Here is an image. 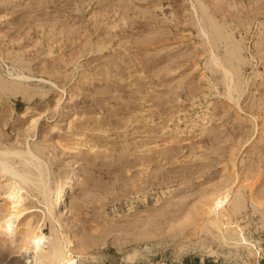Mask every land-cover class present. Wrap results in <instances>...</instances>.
Listing matches in <instances>:
<instances>
[{
    "label": "rangeland",
    "instance_id": "rangeland-1",
    "mask_svg": "<svg viewBox=\"0 0 264 264\" xmlns=\"http://www.w3.org/2000/svg\"><path fill=\"white\" fill-rule=\"evenodd\" d=\"M261 236L264 0H0V264L51 239L53 264H242Z\"/></svg>",
    "mask_w": 264,
    "mask_h": 264
},
{
    "label": "bare ground",
    "instance_id": "bare-ground-1",
    "mask_svg": "<svg viewBox=\"0 0 264 264\" xmlns=\"http://www.w3.org/2000/svg\"><path fill=\"white\" fill-rule=\"evenodd\" d=\"M6 171H7V169H5ZM8 170H10V169H8ZM11 172V171H10ZM7 173V172H6ZM12 174V173H11ZM43 183V182H42ZM74 183H66V184H62V185H60L55 191H54V193L53 194H49V199H48V197H47V201L49 200L50 202H49V204H50V208L49 209H47V211H48V214L50 215L49 217L52 219L51 220V224L53 225V223H52V221H55V217L53 216V210L54 209H58L59 211H62V208H63V206L65 205V201H64V197L67 195V194H69L70 192H72V190H74V185H73ZM42 186V185H41ZM47 186V185H46ZM46 186L44 185V183H43V187H42V191H44L45 189H46ZM48 187V186H47ZM47 190V189H46ZM42 193V192H41ZM52 197L54 198L53 200H51L52 199ZM45 198V197H44ZM240 199V198H239ZM238 198H236V196H235V199H234V205H237L238 204V200H239ZM242 201V200H241ZM240 202V201H239ZM240 204V203H239ZM64 215V212H61L60 213V215H59V217H56L57 218V220L59 219V218H61L62 216ZM58 222V221H57ZM52 228H53V226H52ZM54 230H56V228L54 227L53 228ZM53 230V231H54ZM52 231V232H53ZM57 231V230H56ZM56 231H55V233H56ZM54 233V234H55ZM52 236H53V234H51ZM56 235H57V233H56ZM51 236V238H53ZM58 237V236H57ZM54 239L56 240L57 238H56V236L54 237ZM54 239H51V240H53V241H51V248H50V250H48V251H51L52 252V259L51 260H49V258H48V260L49 261H52V264L54 263V261H56L57 262V260H58V254H59V249H58V245H57V243H56V241L54 240ZM58 241H59V239H58ZM53 242V243H52ZM47 254H50V253H47ZM50 256V255H49ZM51 257V256H50ZM54 260V261H53ZM58 263V262H57Z\"/></svg>",
    "mask_w": 264,
    "mask_h": 264
},
{
    "label": "built area",
    "instance_id": "built-area-1",
    "mask_svg": "<svg viewBox=\"0 0 264 264\" xmlns=\"http://www.w3.org/2000/svg\"><path fill=\"white\" fill-rule=\"evenodd\" d=\"M251 246H252L253 255L252 257H248V259H246V262H242V264H250V261H252V264H264V236H261L257 240L252 241ZM125 264H129V263H125ZM131 264H183V263H179L178 261L163 257H150L149 259ZM193 264H241V263L234 262L232 259H228L224 261H219V260L205 261L204 259H201Z\"/></svg>",
    "mask_w": 264,
    "mask_h": 264
}]
</instances>
